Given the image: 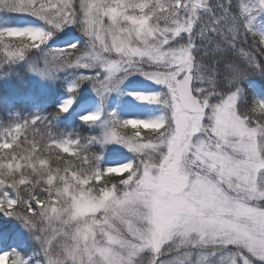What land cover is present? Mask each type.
Returning a JSON list of instances; mask_svg holds the SVG:
<instances>
[{"label":"snow or ice","instance_id":"1","mask_svg":"<svg viewBox=\"0 0 264 264\" xmlns=\"http://www.w3.org/2000/svg\"><path fill=\"white\" fill-rule=\"evenodd\" d=\"M20 69L0 264H264V0H0Z\"/></svg>","mask_w":264,"mask_h":264},{"label":"trees","instance_id":"2","mask_svg":"<svg viewBox=\"0 0 264 264\" xmlns=\"http://www.w3.org/2000/svg\"><path fill=\"white\" fill-rule=\"evenodd\" d=\"M18 71H19V77L12 76L10 79H7V80L0 78V99H2V96L4 94H12L15 91L21 93L23 90H26L27 86L29 85L27 75L22 69ZM254 80L258 82L259 78L255 77ZM18 98L20 97H15L14 99H12L16 101L14 106L17 109L24 110V111L33 110V105L31 103L19 102ZM46 111L51 112L52 108L49 107L46 109ZM0 115H2V112H0ZM66 131H70V129H66ZM83 134L89 135V134H94V133H88L84 131ZM95 150L99 152V146H97Z\"/></svg>","mask_w":264,"mask_h":264},{"label":"rangeland","instance_id":"3","mask_svg":"<svg viewBox=\"0 0 264 264\" xmlns=\"http://www.w3.org/2000/svg\"><path fill=\"white\" fill-rule=\"evenodd\" d=\"M76 35H78V33H76ZM27 78L29 81V85L27 86L26 90H23L21 93L15 91L12 94H4L2 96V99L4 98L14 99L15 97L21 98V97H27V96H38L39 103L43 104L44 102H46L47 97L44 94L40 93L39 89L36 86L35 80L31 76V74H27Z\"/></svg>","mask_w":264,"mask_h":264}]
</instances>
